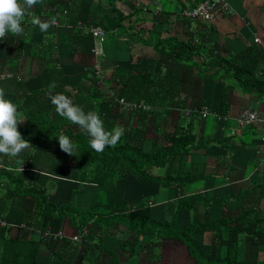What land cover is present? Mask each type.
Listing matches in <instances>:
<instances>
[{
    "label": "trees",
    "instance_id": "1",
    "mask_svg": "<svg viewBox=\"0 0 264 264\" xmlns=\"http://www.w3.org/2000/svg\"><path fill=\"white\" fill-rule=\"evenodd\" d=\"M90 1L43 0L46 8L30 9L22 24L30 16L37 15L44 20L55 17L65 24L75 19L82 20L83 23L99 25L108 33L117 30L130 34L132 28L125 27L120 21L131 16L136 18L142 11V5H133L132 13L128 14L132 15L123 14L114 7L115 0H109L104 9L101 3L88 9ZM198 1L188 0L190 4ZM181 5L182 9L185 8ZM169 15L170 11L159 10L148 19L146 30L141 27L133 29L142 44L153 48L155 62L144 65L142 57L132 59L129 55V68L113 64L105 78L110 94L103 88H97L98 77L91 79L88 87L82 90L80 76L69 81L54 64L43 67L29 79V61L24 58H36L39 67L44 65L42 61L48 59L45 54L49 53V42L44 39L43 43L39 38L23 41L21 36L14 35L0 41V87L5 89V96L9 93L5 98L15 103L22 113L25 121L18 130L31 143L22 157H10L8 166H0V219L6 223L0 226V264H36L39 246H44L48 257L55 258V262L62 260L72 264L78 257L79 262L85 259L87 263L98 264L101 238L105 234L102 226L107 224H113V231L120 224L127 231H135L137 236L149 234L153 243V247L149 244V254L155 246L160 247L169 241L183 245L196 264H264V211L258 207L264 194V181L235 194L242 201L235 208L234 215L226 210L222 216L212 220L206 219L207 205H226L227 201L220 198L205 200L196 192L165 202V210L170 212V216L158 222L145 214L147 209L142 198L127 204H112L115 188L130 180L156 182L175 192L182 191L188 182L200 181L204 178L205 163L192 158L193 152L208 149L214 143L210 144L213 136L204 137L209 120L201 116V109L207 106L210 112L224 115L229 93L235 88L259 98L264 96L262 49L250 45L232 52L217 40L211 42L208 35L210 26L207 25L194 31L185 28V39L170 35L168 29H164ZM179 17L184 25L193 20L197 22L196 19ZM142 20L136 18V21ZM72 29L68 31L70 50L67 51L70 55L88 54L83 59H89L91 54L84 51L89 36L86 39L79 28ZM21 63L26 65L24 74L21 73ZM87 63L84 66L81 62L84 74L90 71ZM11 69L13 72L6 77ZM52 82L56 87L50 89ZM208 91L211 93L209 98ZM58 93L82 106L85 112H97L106 130L123 127L124 134L119 143L115 147H106L102 153L94 151L89 144L90 137L56 112L49 96ZM120 97L137 103L138 107L124 108L118 99ZM60 134L72 140L75 156L60 151L57 141ZM37 151L52 152L63 159L69 170H75V179L96 182L106 188L109 203L96 202L86 208H76L69 203L55 205L49 200L44 186L26 179L27 168ZM6 158L0 155V161H6ZM18 164L20 169H16ZM154 169H161V174L154 173ZM14 196L21 197L22 202L15 232L10 235L9 205ZM131 204H137V209L130 210ZM201 205L202 210L199 209ZM183 211L191 215L187 224H180ZM58 220L73 231L86 229L82 246L64 237H42L43 230H55ZM240 236L256 249L250 260L237 261L235 258ZM132 245L133 241L128 242V246ZM106 256L109 259L104 264H118L115 254L107 253Z\"/></svg>",
    "mask_w": 264,
    "mask_h": 264
},
{
    "label": "crops",
    "instance_id": "2",
    "mask_svg": "<svg viewBox=\"0 0 264 264\" xmlns=\"http://www.w3.org/2000/svg\"><path fill=\"white\" fill-rule=\"evenodd\" d=\"M108 1L109 0H91L88 9L98 5L97 3H101L100 5H102V8L104 9ZM166 1L171 2L170 4L172 5V11L170 12L167 23L164 26V29H168L167 31H169L168 33L170 35L174 34L176 37H182L185 39V37H187V29L189 31H194L195 29H200V26L202 25H207L210 26L209 30L207 29V26L206 29L209 32L208 35L211 42L212 40H216L217 37V41L221 40L220 36L222 35L231 38V43L227 46L224 44V41L218 43L224 44L225 47L232 52H236L243 47L250 45L254 47L256 46L264 52V8L262 0H225L227 3L226 9L222 7L215 8L212 17L208 22H203L201 20L194 22L193 20L192 22H189L188 25H184L179 17L180 10L182 9L181 4L184 5L183 7L190 5L188 0ZM133 5L137 7L142 5V11L138 12L136 18H141L143 20L136 21L135 16H131L120 21L125 27L129 26L132 28L129 32L130 34H127V31L124 33L118 32L117 30H112L109 33L105 31L104 41L106 40V36L108 37L110 33H113V42L120 46L118 52L112 51L109 53L106 48L104 50V41L99 44L96 43V41H93L90 37L88 29L93 25L91 23H83L82 20L75 19V21L65 24L58 22L56 19L57 24L55 26L50 27L47 32H41L38 26L31 23L32 17H37V15L30 16V18L22 24V27L24 28V33L21 36L23 41L39 38L38 40H41V42L44 43L45 39V42H49V53H46L47 50H45V57L48 59L42 61L44 65H40V67L38 65L39 60L36 58H24L29 61V65H27L29 72L31 73L29 79L36 76L43 67L47 68L54 64L59 68L63 75L70 79L69 81H75V79L80 76L81 81L79 82V85L82 90L88 87L91 79L98 77L97 88H103L104 92L108 91L110 94L111 90L109 89V86L108 88L106 87L107 84L105 78L107 77V74L110 73L111 67L115 66V64H119L129 68L130 64L127 63L129 55H131L132 59H135V57H142V64L144 65L149 64L146 58H151L153 61L156 58L153 48L142 44L141 40H139V35H136L133 32V29L137 30L141 27L146 30L149 23L148 19L159 12V0H115L114 2V7L127 15L132 13L131 10L133 9ZM37 8H39V10H44L46 4L38 3L32 9L35 11ZM93 11L97 13V11ZM63 13L64 15L67 14L65 9L63 10ZM81 16L84 18L83 13ZM39 18L46 21L43 17ZM70 28H79L81 33L85 35V38L86 36H89V40H87V43L84 45V51L91 54L89 59H83L84 57H87L88 54L70 55L69 51H67L69 49L67 38L69 36L68 31H71L69 30ZM185 28L186 30H184ZM220 31H223L224 33H220ZM165 34L166 32L162 34V36ZM255 39H257V41H255ZM85 46H87V48H85ZM93 47L100 52L94 53L92 51ZM115 48L117 49V46H115ZM79 59H81V61H79ZM86 61L88 62L87 64H89L87 69H90V71L84 74L81 65L83 64L85 66ZM23 67H26V65L22 64V74H24ZM35 70L36 72L33 74ZM12 72L13 70L11 69L10 72L6 74V77L11 75ZM21 73H19V75H22ZM34 84H36V82H34ZM210 88L211 87H209V89ZM232 95L235 96L233 99ZM210 96L211 93L208 91V98ZM118 99H121L124 103V108H126L124 106L125 104L138 105L137 103L124 101L121 97ZM204 108L206 110L204 115V117H206L205 119L208 117L211 119H209L210 127L204 137L213 136L210 144L213 141L214 143L209 147L210 149L197 150L194 151L192 155V158L194 157L196 160L204 161V178L199 179L200 181L188 182L186 187L178 192L163 188L156 182L137 180H130L129 183L122 182L121 184L125 183V185H119L120 187L118 186L115 188L116 190L114 191L112 204H115L116 202L127 204L134 199L142 198L143 206L147 209L145 214L148 215L149 219L158 222L159 219H168L170 216V212L165 210V202L184 198L190 193L196 192L205 200L220 198L227 201L226 205L208 204V207L206 208L207 220L222 216L226 210H229L228 212H230L231 215L235 214V208H238L242 201L240 196L237 197L235 194L240 190H245L250 186L260 183V181H264V160L262 158V155L264 154V143L259 141L261 136H264V96L259 98L253 94L244 93L238 88H235L229 93L228 108L224 115L219 116L216 115V112H210L207 106H204L202 109ZM243 108L256 110L260 122L239 125L237 123V116L239 111ZM220 144H222V146ZM26 152L27 150L24 151V153ZM37 152H35V154ZM42 153L45 154L46 152L42 151ZM33 158L30 167L27 168L26 179L44 186L47 191L46 187H49L50 184H52L51 178L57 176L56 179L59 181L56 182L59 183L57 184L56 191L51 196L52 199L50 198L52 192H46L49 200L55 205L69 203L73 207L79 206L76 208H86L92 206L96 202L109 203L108 190L106 188L100 187L96 182H86L75 179V170H72V168L69 170V168H67V162L65 163L63 159V174L48 176V172L33 166ZM6 159V161H0L2 163L0 164L1 167L4 166L3 164L8 166L7 164L10 157H7ZM20 166V164L16 165V169H19ZM73 167L76 169V166ZM154 173L160 175L161 169H154ZM38 175L46 177L42 178ZM203 181L205 182L202 188H193L194 184ZM131 191L134 192L132 195L130 193ZM72 198L75 199L76 206L72 205ZM11 200L12 203L15 202L14 206H17L16 213L18 216L15 221L10 220L9 222L11 225L9 228L10 235L15 232V224L18 221L22 198L19 197L15 200L12 197ZM138 202L139 201H136V203ZM137 207V204H131L129 209L133 210L137 209ZM258 207L261 211H264V194L259 200ZM10 208L11 204L9 205V209ZM199 209L202 210L203 206H199ZM190 216V213L183 211L180 217V224H187L190 220ZM9 217L10 215L8 218ZM58 223L57 221L55 222L53 229L62 231L63 237L69 242L79 244L80 246L83 245V237L85 235H83L78 242L72 241L70 237L75 231L61 220H58ZM111 225L107 224L102 226V229H105V234H103L101 238L102 248H99L100 261L98 264H104L109 259L108 256H106L107 253L109 255L115 254L118 264H196L193 258L187 253L185 247L178 242H164L160 247L159 245L155 246L152 254H149V244L153 247L151 240L152 237H150L149 234L142 233L137 236L135 231H127L125 230V227L120 224L117 225L113 231ZM207 233L208 232H206L205 240H207ZM131 241L134 243L132 247L128 246V242L130 243ZM39 247H42L46 251L48 258L49 254L47 253L46 248L44 246ZM79 247H77V249ZM129 251H131V253H129ZM79 253H77V256ZM237 253H239V259H237ZM255 253L256 249L249 242L243 240L239 244L238 240L235 256L237 261H242L243 259L250 260L249 258H253ZM257 255L259 254L257 253ZM161 257H164L166 260H161ZM77 260L78 257H76L72 264H91L89 261L87 263L85 259L80 262ZM53 262L55 261L53 260ZM41 264L47 263L43 261Z\"/></svg>",
    "mask_w": 264,
    "mask_h": 264
},
{
    "label": "clouds",
    "instance_id": "3",
    "mask_svg": "<svg viewBox=\"0 0 264 264\" xmlns=\"http://www.w3.org/2000/svg\"><path fill=\"white\" fill-rule=\"evenodd\" d=\"M38 3H43V0H0V41L6 39L8 35L22 36L24 33L22 22L29 10ZM31 23L38 26L41 32H47L50 27L57 24V20L53 17L42 21L39 17L33 16ZM55 87V82L49 85L50 89ZM49 98L61 117L70 121L90 137L89 144L94 151L102 153L106 147H115L119 143L124 134L123 127L108 131L97 112H85L82 106L74 104L71 99L61 93L50 94ZM24 121L22 113L18 111V106L5 98V89L0 87V155L17 158L31 147L29 140H26L18 130L19 125ZM57 141L60 151L69 156L76 155L75 146L68 136L60 134Z\"/></svg>",
    "mask_w": 264,
    "mask_h": 264
},
{
    "label": "rangeland",
    "instance_id": "4",
    "mask_svg": "<svg viewBox=\"0 0 264 264\" xmlns=\"http://www.w3.org/2000/svg\"><path fill=\"white\" fill-rule=\"evenodd\" d=\"M171 2L169 1H166V0H159V10H166V11H172V5L170 4ZM155 11V10H154ZM264 11V10H263ZM220 33H224L223 31H220ZM219 36V35H217ZM216 36V37H217ZM218 38V37H217ZM216 38V40H217ZM106 40L104 41V50L106 48L107 52H112V51H115V52H118L119 51V45L116 44L115 42H113L114 40V35L113 33H110L109 36L105 38ZM220 39L221 40H218L217 42H222L224 41V44L225 45H228L229 43H231V38L229 37H226V36H220ZM110 43V44H109ZM115 46H117V49L115 48ZM85 48H87V46H85ZM206 55V54H204ZM147 62L149 63H153L154 61L151 59V58H146ZM10 72V71H8ZM36 72V70L33 72V74ZM9 95V93H8ZM8 95H6L5 97H7ZM235 96L232 95V99L234 98ZM210 118L208 117L207 120H209ZM211 120V119H210ZM210 120H209V123H208V126H207V130L209 129L210 127ZM24 152H22L20 154V156L22 157ZM35 154V153H34ZM66 163V162H65ZM33 166L35 168H40L42 170H45L46 172H48V176H55V175H61L63 174V169H62V159L58 158L57 156H55L54 154L52 153H48L46 152L45 154L42 153V151H38L35 155H34V158H33ZM53 174V175H51ZM42 178H45L46 176H43V175H38ZM57 177V176H56ZM56 177H52V184H50L49 187H46L47 188V193L52 192L51 195H50V198L52 199V194L56 191V188H57V184L59 182H56V181H59L58 179H56ZM55 178V179H54ZM204 182H199V183H196L193 185V188H202L203 185H204ZM165 190V189H164ZM86 191V190H85ZM84 191V192H85ZM131 195L134 193L133 191L130 192ZM15 200L18 199L19 197L18 196H14L13 197ZM11 204V208L9 209V215H10V220L11 221H15L17 219V213H16V208L17 206H14L15 205V202L12 203V200L10 202ZM72 205L76 206V201L75 199L72 198ZM159 206H160V203H159ZM76 207H79V206H76ZM243 241V237L240 236L239 237V244ZM238 251V250H237ZM260 254V253H259ZM49 258V257H48ZM47 258V255H46V251L42 248V247H39L38 249V253H37V258H36V264H41L43 261H45L47 264H67L66 262L60 260V261H56V262H53V260H56L55 258ZM48 259V261H47ZM52 259V260H51ZM237 259H239V253H237ZM161 260H166L164 257H161ZM160 260V261H161Z\"/></svg>",
    "mask_w": 264,
    "mask_h": 264
},
{
    "label": "built area",
    "instance_id": "5",
    "mask_svg": "<svg viewBox=\"0 0 264 264\" xmlns=\"http://www.w3.org/2000/svg\"><path fill=\"white\" fill-rule=\"evenodd\" d=\"M226 7L225 0H199L196 4H191L186 6L184 9L181 10L180 15L184 18H190V19H198V20H204L209 21L212 17L213 11L215 8ZM90 37L93 41H96V43H103L104 36H105V30L99 26V25H92L88 29ZM257 41V39H255ZM92 51L94 53H99L100 51L96 49L95 47L92 48ZM122 104H124L121 99L119 100ZM127 109H133L135 107H138V105L134 104H125L124 105ZM206 113L205 108L201 110V116H204ZM260 122V119L258 117L257 111L254 109H247L243 108L239 111L237 116V123L239 125H246L250 123ZM261 143H264V136L261 137ZM262 158L264 160V154L262 155ZM5 221L0 219V226L5 225ZM86 234V230L83 228L81 230H77L74 234L71 235L70 239L72 241H80L81 237ZM41 235L44 239L48 237L62 239L63 233L60 230H52V229H45L41 232Z\"/></svg>",
    "mask_w": 264,
    "mask_h": 264
}]
</instances>
